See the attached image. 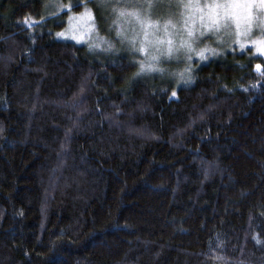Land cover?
Segmentation results:
<instances>
[{
	"label": "trees",
	"instance_id": "16d2710c",
	"mask_svg": "<svg viewBox=\"0 0 264 264\" xmlns=\"http://www.w3.org/2000/svg\"><path fill=\"white\" fill-rule=\"evenodd\" d=\"M53 1L0 0V264H264L262 60L145 75L57 40L107 15Z\"/></svg>",
	"mask_w": 264,
	"mask_h": 264
},
{
	"label": "rangeland",
	"instance_id": "374dc122",
	"mask_svg": "<svg viewBox=\"0 0 264 264\" xmlns=\"http://www.w3.org/2000/svg\"><path fill=\"white\" fill-rule=\"evenodd\" d=\"M95 1L109 19L101 27L104 34L96 30L84 9L70 13L66 27L55 38L99 52L101 45L111 55L130 54L133 48L153 66L145 75L157 73L159 65L177 67L183 57L203 63L233 51L250 50L264 64V0ZM47 9L59 11L60 7L50 4ZM255 70L260 72L261 66Z\"/></svg>",
	"mask_w": 264,
	"mask_h": 264
},
{
	"label": "snow or ice",
	"instance_id": "6c2138e0",
	"mask_svg": "<svg viewBox=\"0 0 264 264\" xmlns=\"http://www.w3.org/2000/svg\"><path fill=\"white\" fill-rule=\"evenodd\" d=\"M59 35V34H58ZM141 51H143V49H141ZM152 65H148L147 68L148 70H152ZM257 67L259 68V65H257ZM145 70V64L142 62L141 63V68H140V71H144ZM173 95H175V92H173Z\"/></svg>",
	"mask_w": 264,
	"mask_h": 264
},
{
	"label": "clouds",
	"instance_id": "9594fccd",
	"mask_svg": "<svg viewBox=\"0 0 264 264\" xmlns=\"http://www.w3.org/2000/svg\"><path fill=\"white\" fill-rule=\"evenodd\" d=\"M101 40L103 41V37H101ZM96 46L99 47V44H97Z\"/></svg>",
	"mask_w": 264,
	"mask_h": 264
}]
</instances>
